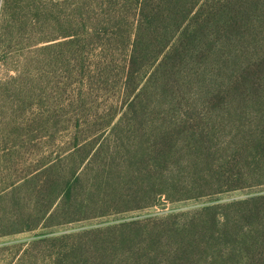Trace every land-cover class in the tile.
<instances>
[{
	"label": "trees",
	"instance_id": "trees-1",
	"mask_svg": "<svg viewBox=\"0 0 264 264\" xmlns=\"http://www.w3.org/2000/svg\"><path fill=\"white\" fill-rule=\"evenodd\" d=\"M74 10L37 42L73 53L72 135L32 168L0 170V235H45L0 245V264H264V193L49 233L264 182V0H78ZM117 50L120 107L87 114Z\"/></svg>",
	"mask_w": 264,
	"mask_h": 264
},
{
	"label": "rangeland",
	"instance_id": "rangeland-1",
	"mask_svg": "<svg viewBox=\"0 0 264 264\" xmlns=\"http://www.w3.org/2000/svg\"><path fill=\"white\" fill-rule=\"evenodd\" d=\"M3 2L0 0V170L10 165L19 169L32 168L39 162V158L59 149L62 135H72L71 124L79 116L76 105L79 100L75 99L78 67L73 64L74 59H71L72 51L68 50L66 56L59 53L61 46L46 50L42 48L43 42L37 43L41 36L58 33L60 23L74 19L78 0H9L10 8L6 9ZM67 58L70 59L69 63L65 62ZM123 59L124 52L117 50L110 63L113 69L109 68L101 76H95L96 82L82 102L85 103L84 111L87 114L102 115L106 109L120 107V76L116 72ZM9 152L10 160H3ZM12 157L16 161H12ZM261 193H264V182L198 200L171 202L161 197L151 207L121 214L116 218L103 217L71 223L49 233L164 214ZM36 232L0 235V245L26 242L45 235Z\"/></svg>",
	"mask_w": 264,
	"mask_h": 264
}]
</instances>
